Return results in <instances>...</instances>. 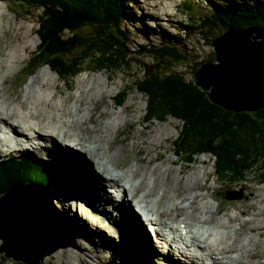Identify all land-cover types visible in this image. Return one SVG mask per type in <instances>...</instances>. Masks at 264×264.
Here are the masks:
<instances>
[{
	"label": "rangeland",
	"instance_id": "obj_1",
	"mask_svg": "<svg viewBox=\"0 0 264 264\" xmlns=\"http://www.w3.org/2000/svg\"><path fill=\"white\" fill-rule=\"evenodd\" d=\"M47 1L48 0H15L12 1L10 5L11 8L7 7L9 10L6 11L5 4L0 3V25L1 22L4 24V31H7L8 29L10 30L13 27L16 28L20 24H24L26 28L28 27L27 30H32V33L28 35L29 37L23 36V41L25 44L22 41L21 44L19 43L17 45V47L15 48L16 50L12 51L13 54L14 52L16 53L14 55L11 54L13 58L15 57L14 59L11 57V55L10 58L9 55H4L6 65L9 66L14 63L19 64V66L10 74V76L3 77V75H0L1 90L4 87L3 84L8 85L9 83L10 85L7 86L8 88H14L20 92V94H18L13 90L12 99L17 98L18 96H22L26 99L32 97H34V99L36 100L41 99L39 101L40 103L45 102L46 104H48L51 101L57 106L62 105L60 108H63L64 111L69 112L70 117L65 118V121H74V125H77L78 122L76 123L75 119H80L81 117L84 118L82 116V114L84 113L87 119L84 118L82 121H89L90 123L92 122L96 125L98 124V126L100 125L97 130V138L91 136L89 140L91 139L100 141V137H104V140H107L105 144L99 143L98 146L102 149V152H105V156L109 158V161L111 162V164H113V168L115 169L118 166L117 163L119 161V157L122 156L121 149L124 155L126 154L127 150L128 160L130 161V167L126 170L121 171L120 173L127 174L129 177H131L133 173L139 171L140 178L136 181V183L141 184L142 182L146 181L149 187L154 188L153 192H149L150 194L160 192L158 194L160 195L158 201H167L168 206L166 207L165 211H163V213L160 212L158 214V224L161 227L162 231H165V234H171L168 238H163V236H160L158 239H156L152 232V228L145 225V228L146 230H148L149 238L151 240L150 244L148 238H146V235L140 236L136 232L133 233L130 229H126L124 227V222L122 220L118 219L117 217H113L112 215L105 212L103 209L97 207V211L100 214L96 215L95 219L92 221V227L96 231L88 230L87 226L82 225L83 229L79 228L76 232L75 243L70 244V247L67 249H61L62 251L59 250L61 251L60 255L58 254V251L53 256L49 257L50 263L105 264L108 260L114 259L118 260L119 264H179V262L183 263V260L178 259V254L180 251L178 245L179 235L175 236V239H171V237L175 234L174 229L178 227L175 222H177V218L184 217L189 220L191 227H200L201 225L199 224L197 218L201 215L202 217H204L205 214H207V219H210L208 221L212 230H221L220 234H218V237H220L221 239H218V237H216V241L227 239V245H229L233 243L238 233H241L240 251L235 252L233 254L234 256H232L230 259H224L226 264H264V184H262L261 175L257 168H254L251 172L244 173L242 179L235 180V177H233L232 179H228L225 177L229 181L226 182L221 180L219 177L215 176L213 169V160L210 158V155H200L199 158H197L195 163L192 165L185 163L182 160V155H180L179 157L177 156V154H173V142L178 136V129L180 127V122L182 121L180 119L169 118L165 122L155 121L152 124L144 123L143 117L146 109V99L133 87L134 79H142L143 77L139 62L144 63L149 70V67H151L153 63V55L151 51H156L157 45H159L160 43L158 36H154L153 31H151V29H154L156 33L163 30L171 32L175 35L178 33L177 35L181 37L182 40H178L179 49L182 50V53L185 55L183 57V60H188V62L178 66L176 70L184 73L188 81L193 79L192 69L196 66V63L204 64L210 62V58L213 59V45L205 43V41L207 40L202 39L200 35H198V32L196 30L199 28L198 25H192L197 21V18L195 19V21L193 18H190V15L186 14L185 12L181 11V13H179L177 11L182 0H135L132 5L135 10H137L133 14L135 15L134 19L138 18L141 21L142 18V24L135 21L134 23H132V26L137 27L139 30H144L142 31L141 37L138 35H133L128 39V50L132 53V56L137 59L138 62L133 64V67L130 71L121 70L113 74H110L105 71L100 73H92L89 71H85L81 73L73 81V83L64 84L58 79L56 74L51 73L46 67H39V65L35 66L30 72L25 71L24 73L19 75V73L27 66L28 62L30 61V58L36 51V47L39 43L38 36L35 34L38 29L37 21L41 17L40 13L42 11V2ZM111 1L113 3H116L115 0H86V2L91 3V5L87 8H91L92 5L95 4V2L105 5ZM191 1L192 5L196 7V11H200L198 12V16H201L204 11H208L204 8V1ZM223 1L224 3H226V0ZM67 4H70V0H63L57 5H59L60 7L63 5L65 8H68ZM152 8H156L155 11H157L154 17V12L152 11ZM174 9H176V11H174ZM193 16L197 17V14H193ZM123 19L124 24H131V22H133V18L130 12L128 13L125 11ZM127 19H131L129 23ZM179 23H183L181 24V26L184 27H192L191 29L193 34L190 38H188L186 35L187 31H179L175 28H172V26L175 27V25ZM145 28H148V30ZM0 32H2V30ZM93 35L94 32L89 33L90 38L94 37ZM218 36L219 35L215 36L213 39H216ZM104 39H106V41H110V46L114 50L119 49L121 45V40L118 38L115 32L113 38L109 35H105ZM24 45H28V52L23 51L22 46ZM144 45L149 46V51L146 52V55L139 57L138 52L141 51V48ZM6 46L7 43H4L5 49ZM105 46L106 44L99 43L97 45V48L99 50H102ZM20 49L22 51H20ZM16 51H18V53ZM167 54L168 52L160 58L161 62H163V60H167ZM16 57H19V59L21 60ZM10 59L12 61H9ZM176 64L177 63H170V66L174 69L173 65ZM29 74H33V76L29 77ZM106 75H109L111 79L105 78ZM91 77L95 78L94 84L96 85L98 82L99 86H102L99 81H110L109 84L107 83V90L111 94L108 97H113L114 93V96H118V101H114L113 98V100L104 98V100L102 99L101 102H92L91 106H96V111L89 112L88 110L85 112H76V109L79 105L87 104V101L89 100L91 94H97L96 92H92L89 94L88 92H85V88L82 81ZM96 77H102L105 79L99 80V78ZM17 78L19 81L20 79L28 78L27 81H29V84H27L26 79L23 81V83H18ZM2 81L4 83H2ZM56 86H58V88L61 90V92H63V94H60L58 92ZM123 91L125 93L129 91L127 93H130L126 101H122ZM55 92L58 93L56 97H54L53 95ZM202 92L206 93L207 96V92ZM42 93H44L43 97ZM73 93L78 94L76 96H80V98L77 99V103L71 100L70 97L68 98V96ZM119 102H125V104L122 107L114 109L113 106L115 104H118ZM3 104L4 103L0 101V105ZM33 104L34 103H29L30 108ZM65 105L67 107H65ZM127 106H129L131 110H127L126 112L124 109ZM47 107L50 112L54 113V115H58L59 118L54 123L48 121L47 124H49L51 127L45 128V132L48 129H52V131L59 137V140H57L59 144L58 147L57 144L53 146L56 152V156H69V154L65 152L60 143L63 133L65 131L77 133L78 130H76V128H72L71 126L64 125L61 123L59 119L62 115L58 109H53L49 105ZM103 110L110 112V114H112V118L108 117V114L106 113V115H102L100 112H102ZM33 112L39 115L42 114L36 109H33ZM91 113L93 114L92 117ZM98 113L100 114L98 115ZM128 118L131 122L126 124ZM39 123L40 122H36V125H39ZM59 127L61 128L60 131ZM105 127L108 129V131H104L106 130ZM112 128L114 129V131ZM120 128H122V130H120V133L118 134L116 130ZM87 131V126L81 129V132L85 134H88ZM59 133H61L62 135H58ZM26 134L29 137L31 136L30 133ZM111 141L113 142L111 143ZM139 141L141 144L143 143V146L136 145ZM109 143L113 144L110 145V151L113 148H115V151L112 152L110 155H107L106 151L104 150V147L107 146ZM94 146H97V144H95ZM46 147H49V145H46ZM46 147L42 146V148H38L36 150V154L42 155L43 158L40 159L38 157V160L40 162L46 163L45 168L49 169L51 167L50 163L52 162V156L55 154V152L53 151V149ZM137 153L142 154L141 158L144 159V164H135L134 160ZM0 155H2V153ZM84 155H86V157L88 156L87 154ZM59 160H62V158H60ZM136 160L141 161L137 157ZM148 162L149 164L153 163L154 165H149ZM120 163L121 167H123V160ZM67 164H69V162H67ZM155 169H158L160 172L159 176H157V180L159 177L161 179L160 184H176L177 190L182 192L184 195L178 196L169 194L166 186L161 192L159 186L155 183V177H153L152 172ZM167 170L170 174V177L172 176L170 179L169 175H166L165 173ZM90 178L95 179L97 177L91 173V175L88 174L86 180ZM45 180L46 178L36 176L33 181L37 184H43ZM84 180L85 179H82L81 181L85 182ZM189 180L199 183V186L192 188L194 184L190 182L188 183L190 184V188L187 190L185 184ZM84 190L85 193L84 191H82V193L88 196L89 191L87 189V186ZM79 193L77 191H74V193H72L68 197L60 198L58 196L56 198L57 205H59L60 210H66L68 212L67 214L72 218L74 217V215H79L76 210L77 203H74L77 201H81V199L77 197V194ZM108 195L110 199L113 198L111 194L108 193ZM126 197H128V194L126 195ZM73 199H76V201H74ZM0 201H2V198H0ZM92 206H94L93 203ZM180 206H182L183 208ZM200 206L203 208H201ZM173 208L175 209V211ZM141 213L143 219H145L147 215L151 216V213L148 211H142ZM249 220L252 222H250ZM242 221V226L244 228L240 231ZM248 221L250 222L249 225L252 233H250L247 228L246 223ZM223 223H227V225ZM187 229L188 228L186 227V231H188ZM36 234H38V236L42 239L49 237L40 233ZM130 236L136 237L137 249L129 250L127 244L128 238ZM204 238L205 244H207V246L211 245L212 239L210 237ZM256 243L258 245H256ZM201 245L205 246L203 243H201ZM213 249L221 250L222 248L219 245H214ZM239 252L243 257L247 256L246 259L242 258L240 262L238 261L239 258H241ZM1 256L3 255H0V264H23L21 262H14L12 259H2ZM128 256H132L131 261H126V258ZM30 257L31 255H27V257L22 256L21 258L28 261L25 264H34V261H32ZM256 257H258L259 260H257ZM157 259L159 260V263L157 262ZM45 264H47L46 261Z\"/></svg>",
	"mask_w": 264,
	"mask_h": 264
},
{
	"label": "trees",
	"instance_id": "obj_2",
	"mask_svg": "<svg viewBox=\"0 0 264 264\" xmlns=\"http://www.w3.org/2000/svg\"><path fill=\"white\" fill-rule=\"evenodd\" d=\"M54 1L48 0L41 5L43 16L39 20L38 56H43L45 64H48L60 77L69 81L83 70L88 65L84 63L91 49H95L99 41H103L106 46L99 53L95 51V56L92 58L97 69L117 72L131 65L133 59L127 48V39L131 32L124 27V10L119 7V2L111 1L105 5L95 2L91 8H87L88 2L85 0H71L70 8L66 9L63 5L58 7L55 4L59 0ZM202 1L206 2V0ZM207 4L208 12L200 18L203 23L199 24L195 20L196 22L192 24L199 26L196 30L202 39L207 40H204L205 43L211 44L215 36L231 26L264 28L262 0H227V3L208 0ZM90 5L91 3L87 6ZM60 8L65 11L60 13ZM180 10L193 18L191 10H196V7L189 0L181 4ZM126 12L132 15L131 24L138 19H134L132 11ZM130 20L127 19L128 23ZM191 28H186L188 38L193 34ZM66 30L69 31L68 35L65 33ZM95 30L97 33L93 35L94 41H92L89 33ZM137 30L140 32L139 29ZM114 32L121 40L117 50L110 46V41L104 39L105 35L113 38ZM157 35L160 38V46L151 53L158 65L152 72L144 68V78L135 82L140 93L148 97L149 121L158 119L164 122L169 118L168 116H173L183 122L176 146L180 153L186 154L190 164L194 163L195 157L199 154H207L212 157L214 173L221 180L229 182L226 178L233 177L235 180L242 179L245 172L257 168L264 184V109L238 113L226 111L223 107L212 104L206 93L194 85L193 80L187 82L184 73L174 70L168 72L164 69L161 71L160 66L163 67V64L160 58L167 52L166 63L169 67H171L170 63H177L173 65L175 67L187 63L188 60H183L185 55L178 49V43L182 40L180 36L166 32ZM172 45L174 47L171 48ZM209 61H215V56ZM202 64L196 63L192 73H195ZM15 164L26 167L23 161H16ZM65 175L69 180V173ZM44 184L46 185L45 182ZM51 184L60 188L61 176L54 172ZM77 228H82V225ZM131 260L132 256L126 258V261Z\"/></svg>",
	"mask_w": 264,
	"mask_h": 264
},
{
	"label": "clouds",
	"instance_id": "obj_3",
	"mask_svg": "<svg viewBox=\"0 0 264 264\" xmlns=\"http://www.w3.org/2000/svg\"><path fill=\"white\" fill-rule=\"evenodd\" d=\"M12 1H15V0H0V3H4L5 4V10H9L7 7H10ZM61 1H63V0H60L58 3H60ZM185 1L189 2V0H184V2ZM115 2L116 3L119 2L118 3L119 7L121 9H123L125 12L127 10L132 11L130 9H125L124 7L128 6L129 2H131L133 4L135 2V0H115ZM58 3H55V4L57 5ZM207 3H208V0H206V2H205V7H204L205 10L209 9V6ZM181 4L182 3H180V5L177 9V11L179 13H181V10H180ZM57 6L60 7L59 5H57ZM68 8H70V4H69ZM68 8H66V9H68ZM41 10L42 11L40 13V16H41L40 19L43 16V8H41ZM174 11H176V9H174ZM191 12L193 14H197V17L193 16V19L195 20L197 18V22L200 24V23H203V21H201L200 18H202L204 16V14L207 13L208 11H204L201 14V16L200 15L198 16V12H200V11L191 10ZM132 13L134 14V11H132ZM190 18H192V17H190ZM39 20L37 21L38 29L35 32V34L38 36L39 43L36 47V51L33 53V56L30 58V61L28 62L27 66L19 73V75L24 73L25 71L30 72L35 66L39 65V67L48 68V70L51 73H54L57 75L58 79L62 83L67 84V83H73V81L81 73H83L85 71H89L92 73H100V72H104V71L108 72L110 74L115 73V72H109L105 69L99 70L94 66L95 63H94V60L92 58L95 56V51L97 53L102 51V50H99L97 47H95V49H91L92 51L90 54H92V55L89 54L88 59L84 63V64H88V65H86L83 70H80L78 72V74L73 79H70L69 81H65L62 77L59 76V74L56 71L52 70L48 64H45V62H44L45 58L43 56H38L39 55L38 46L40 44V36L38 34V31L40 28ZM136 21L142 24V18H141V21H140V19H137ZM181 24H183V23H179V24L175 25V27H172V28L179 27L180 28L179 31H186L187 27L181 26ZM3 26H4V24L1 22L0 31L2 30V32H0V37L2 39L4 38L3 36H4V32H5L3 29ZM124 27L128 28V30L131 32V35L128 37V39L130 37H132L133 35H138L141 37L142 31L144 30V29H142V30H140V32H138V30H137L138 28L135 26H132V24H124ZM237 27L241 28L239 26H237ZM246 28H248V27H246ZM254 28H260V27H254ZM145 29H148V28H145ZM260 29H262V28H260ZM151 31H153L154 36L157 35V33L155 32L154 29H151ZM161 32H166V33H170L174 36H178L177 35L178 33L175 35L171 32L165 31V30L160 31L158 33H161ZM65 33H66V35H68L69 31L66 30ZM96 33H97V31L95 30L94 34H96ZM223 33H221V34H223ZM221 34H219V35H221ZM91 40L94 41V37H91ZM159 41H160V38H159ZM98 43H103V41H99ZM211 45H212V41H211ZM159 46H160V43H159V45H157V48ZM172 47H174V45H172L171 48ZM127 48H128V46H127ZM148 48H149V46L144 45L141 48V51H139L141 54H138V56L142 57V56L146 55V52L149 51ZM178 49H179V45H178ZM213 53L215 56L216 52L213 51ZM130 56L133 59V62L127 68H124L122 70H129L130 71L131 68L133 67V64L138 62L137 59H135L132 56L131 52H130ZM211 62L219 64V62L216 61V57H215V61H211ZM161 63L163 64V67L160 66L161 71H163V69H164V70H168V72H170V70H174L176 72H179L176 70V68L180 65L175 66L173 69L172 67H169L168 64L166 63V61H164V60ZM157 65L158 64L156 62V59L153 56V63L151 66V67H153V70L155 69V67ZM18 66H19V64H11L9 66L6 65V62L4 60V55H0V75H3V77L4 76H10V74L15 69H17ZM139 66L142 70V75H143L142 79H143L144 74H145L144 68L148 69V67L142 62H139ZM117 72H119V71H117ZM192 74H193L192 80H194L196 72L192 73ZM29 75H30L29 77L33 76V74H29ZM28 78L20 79V81L17 78V82L23 83V81L25 79L27 81ZM133 78H135V77H133ZM142 79L135 78L134 82H133V87L138 91V93H140V91H139L138 87L135 86V82L137 80L142 81ZM185 80H187L186 77H185ZM187 82H188V80H187ZM27 84H29V81H27ZM9 85L10 84L8 83L7 86H9ZM21 87H19V88H21ZM4 89L5 88L3 87V89L1 91L4 92ZM13 90L16 93L20 94V92L17 91L16 89L13 88ZM209 91L211 92V90H209ZM43 94L44 93H42V97L44 96ZM129 95H130V93H127V92L125 93L123 91V100L122 101H126L129 97ZM9 99L12 101L13 104L18 103V102H15L11 98H9ZM145 99H146V109H145V114L143 117L144 123L152 124L155 121H158V119H154V120L149 121L150 119L148 118L149 115H148V109H147L148 97H145ZM28 100L29 99H26L23 97L21 99L22 102H26ZM49 103L48 104H41L40 103V104L43 107H47L49 105ZM124 104H125V102H122V103L119 102L116 105V108H114V109L122 107ZM11 106H12V104H10L9 102L4 103L3 105H0V111L6 112L9 110V108ZM82 116L85 119H87V117H85L84 113L82 114ZM168 117L171 119H177L176 117H173V116H168ZM168 119H166L165 121H167ZM183 125H184L183 122H180L181 129L180 130L178 129V136H177L176 140L173 142V146H174L173 154H177V156H179V157H180V155H182L183 156L182 160L185 163L192 165L189 163L188 157L186 156V154L180 153L177 146H176V142L178 141V137H179L180 132L183 128ZM8 134L12 135L11 133H8ZM0 136H4V134L1 132ZM115 136H116V134H115ZM21 137L22 138H18V139L11 138V140L7 141V142H0V151L2 153V155H0V198H3L5 195H7L6 193H8V194L13 193L15 195L13 201L10 202L9 204H5L4 201H0V246L2 247V248H0V255H3V256H1L2 259H4V258L12 259L14 262H21L23 264H25L24 261L28 262L27 260L21 258L22 256L27 257L28 253L26 254V252H25L26 250L24 249V251L21 254H16L17 248L15 247L16 243H19L25 239L29 240L28 247L30 248V251H29L30 253H31V250L34 249L32 244L36 243L37 241H43V243H44L43 248L41 249V251L39 253V259H35L32 255L30 257L31 260L34 261V264H45L46 258L51 257L52 255H54L56 252H58L61 249L69 248L70 244L75 243V236L72 233L77 231L78 230L77 227L80 226L75 221V216L76 217L78 216L79 219H80V217H81V219L84 217L87 220L88 219H95L96 215L100 214L97 211V207H99L101 209H103V208L101 206H96V207L95 206H89L86 202H80V201L74 202V203H77L76 204L77 205V213H79V215L78 214L74 215L73 218L68 216L66 220L68 221L69 225H67L65 227H55L58 223V220H57V218L55 219L52 215L51 205H53V204L57 205L56 198L58 196L60 198H64V197H68L69 195L74 193L75 190L73 187H78V188H80V193H82V191H84V193H85L84 189L86 187V184L89 183V184L93 185L94 191H95L96 196H97V198L95 199V203H98V202L103 203L101 193H105V192H106V195H107L108 199L110 200V202L115 203V201H117L118 203H126L125 217L128 221H132L133 216L135 217L136 215H138L137 221L139 224V227H138L139 229L145 227V225L152 228V226L147 221V218L148 217L157 218L158 214L160 212L165 211L166 207L168 206L167 201H165V202H159L158 201V194L159 193L158 194H156V193L150 194L149 193V189L151 187H149V185L146 181L142 182L141 184L136 183V181L140 178L139 172H135V173H138L137 177L135 176V173H133L131 177H129L127 174H121L120 173L121 171L126 170L130 167V161L128 160L127 150H126V155H124L122 152V149H121V155L122 156L119 157V160L120 159L123 160V164H124L123 167H121L118 170L113 168L114 172L118 173L120 176H122V178H124L125 182L117 183V184L112 182L110 184L102 185V184H100L101 177H102L101 174H98L97 172L93 171V165H95L96 162L93 161V159L91 157H89V155L86 157V155H84V152L80 148H78L76 151L81 153L82 155H84V157H86V159L88 161H90V163L92 162V164H90L89 167H86L84 165V162H82V161H78V163H79L78 165L75 164L74 160H72L71 157H69L67 155L56 158V152L54 150V147L53 146H51V147L45 146L46 148L53 149V151L55 152V154L52 156V162L50 163L51 167L49 169H46L45 168L46 163L40 162L38 160V157L40 159L43 158L42 155L36 154V150L38 148L42 147V146H38L37 145L38 142H36V141H40V140H36V138L30 139V137H28L27 135L21 136ZM105 142H103V143H105ZM112 142L113 141H111V143ZM44 143H45V145H49V142H44ZM111 143H109L107 146L104 147V150H106L107 155H110L112 152L115 151V148H113L110 152L108 151V147ZM94 145L95 144H93V146ZM101 151H102V149H101ZM102 153H103L104 158L100 162L101 163L103 162L104 163L103 165L111 164V162L109 161V158L105 156V152H102ZM141 155L142 154L138 155V159H140L141 162L137 163L134 160L136 165L142 164L144 162V159L141 158ZM200 155H207V154H203V153L199 154L198 156L195 157V161L197 158H199ZM60 158H62V160H64V163L60 166L61 170L59 172H58V170L53 171V166H55L58 162L62 163L61 160L59 161ZM210 158L212 159L211 156H210ZM70 159H71V162L68 165L67 162ZM135 159H136V157H135ZM14 161H23V162H25L26 167H22L20 165H17L15 163H13ZM195 161H194V163H195ZM148 164H149V162H148ZM149 165H154V164L152 163ZM251 171H253V170H250L247 172H251ZM54 172L56 174L60 175L62 178V186L60 188L54 187L51 184V178H52ZM247 172H245V173H247ZM66 173H69V177H70L69 180L66 178L67 177L65 175ZM91 173L94 176H96L97 178H95V179L90 178V179L86 180L88 174L91 175ZM33 174L35 176H33ZM214 174L216 177H218V175H216V173H214ZM36 176H41L43 178H46V180H45L46 189H44V183L43 184L34 183L33 180ZM82 179H85L84 180L85 182H82L81 181ZM80 181H81V183H80ZM34 184H36V185H34ZM132 185H134V186H132ZM144 185H146L145 190L142 191L135 199H133V196L135 194L134 190L136 188L143 187ZM125 190L128 191V197H126ZM131 190L134 194L131 192ZM108 193L111 194V196H113L112 199L109 198ZM169 194H173V193H169ZM173 195H176V194H173ZM38 196L47 197V198L51 197V201L47 202V203L42 202L38 198ZM130 196H132V197H130ZM126 199L127 200L130 199V200L126 202ZM73 200L76 201V199H73ZM136 205L141 207L142 210H139L136 207ZM103 206H106V205H103ZM19 207H22V211L19 210V209H21ZM16 211H20V212L15 214ZM116 211H118L117 208L111 207L110 211L108 210L105 212L112 215L113 217H117L115 215V213L120 214V212L119 211L116 212ZM141 211H143V212L148 211L151 213V216L147 215L145 217V219H143ZM174 211H175V209H174ZM197 219L201 222H205V221L209 222L207 219V214H205L204 217H202V215H201ZM50 220H54L55 224H51ZM84 220L85 219H83V222H84ZM158 227L159 228L154 226L152 228V232L154 234V237L156 239H158L160 236H163V238L164 237L168 238V234L167 233L165 234V231H162L159 224H158ZM207 230H208L207 235L210 238L218 237V234H220V231H221V230H217V231L212 230L210 225L208 226ZM180 232L185 233L186 232L185 228H181ZM36 233H40L42 235H46V233H48L50 236L42 239ZM174 233L175 234L171 237V239H174L175 236L180 235L178 229H176V228L174 229ZM157 234H160V236L156 237ZM130 240H134V238H132V237L128 238L127 246L129 248V250L137 249V242L135 240L134 241H130ZM184 251H186L189 254V255H186V257L193 260L194 262H197L203 253V251H193L192 253H190L188 249H185ZM183 252L181 254H183ZM44 255L46 256V258L43 257ZM113 262H115L116 264H119L118 260H116V259L108 260L107 263H105V264H111ZM100 264H102V263H100Z\"/></svg>",
	"mask_w": 264,
	"mask_h": 264
},
{
	"label": "bare ground",
	"instance_id": "obj_4",
	"mask_svg": "<svg viewBox=\"0 0 264 264\" xmlns=\"http://www.w3.org/2000/svg\"><path fill=\"white\" fill-rule=\"evenodd\" d=\"M58 0H55L54 2H56ZM60 1V0H59ZM107 1V0H106ZM162 1V0H161ZM89 2V1H88ZM24 4V3H23ZM28 4V2H27ZM90 3H88L87 5H89ZM86 7H89L87 6ZM11 8V6L9 7ZM125 9H128V6H125L124 7ZM14 9V8H13ZM154 9V10H153ZM156 8H152V11L154 12L153 15H156V12L155 11ZM6 11V10H5ZM60 13H63L65 10L63 9H59ZM16 12V11H15ZM135 12V11H134ZM19 14V13H18ZM4 16V15H3ZM166 16V15H165ZM4 18V17H3ZM166 18V17H165ZM1 19V18H0ZM10 20V19H9ZM25 22V21H24ZM27 22V21H26ZM8 24V23H7ZM6 24V25H7ZM5 25V26H6ZM29 26V25H28ZM7 27V26H6ZM4 28V27H3ZM28 28V27H27ZM26 26H24V24H20L18 25V27L16 28H12V29H8L7 31L5 30L4 32V38L2 39L0 37V55H9V58H10V55L13 54L12 51L16 50L15 48L17 47V45L23 41V36H27L29 37L28 35H30L32 33V30H27ZM148 30V29H147ZM80 33V32H79ZM147 35V34H146ZM26 37V38H27ZM138 38V37H137ZM4 43H7V46H6V49L4 48ZM24 43V41H23ZM25 44V43H24ZM29 45V44H28ZM28 45H24L22 46L23 47V51L25 52H28ZM32 46V45H31ZM39 46H38V50H39ZM20 51H22L20 49ZM18 53V51H16ZM30 52V51H29ZM32 52V51H31ZM20 53V52H19ZM24 53V52H23ZM14 54H16L14 52ZM13 54V55H14ZM29 55V54H28ZM17 56V55H15ZM19 56V55H18ZM22 56V55H21ZM12 57V55H11ZM13 58V57H12ZM11 58V59H12ZM15 58V57H14ZM13 58V59H14ZM19 59V57H16ZM22 58V57H21ZM25 58V57H24ZM9 60V61H12V60ZM8 60V59H7ZM21 60V59H19ZM19 62V61H18ZM14 64V63H13ZM73 69V68H72ZM96 78H99V80H104L105 78H109L111 79V77L109 75H106L105 78H102V77H96ZM51 79V78H50ZM94 77H91V78H88V79H84L82 81L83 85H84V88H85V92H88L89 93H92V92H96L97 94H91V96L93 97H89V100L87 101V104H83V105H79L76 109V112H85V111H96L97 107L96 106H91L92 105V102H95V103H98V102H101V100L104 98H107V99H111L114 101L117 100V95L114 96V93H113V97H108L109 95H111L107 88H108V85L107 83L109 84L110 81L106 80L104 82L102 81H99L100 84H102V86H99L98 85V82L97 84L95 85L94 84ZM52 81V80H51ZM2 83H4L2 81ZM38 84V83H37ZM4 85V92L1 91V85H0V101L2 103H7L9 102L10 104H12V106L9 108L8 111L6 112H3V111H0V133L2 132L4 134V136H0V142H7V141H10L11 138H15V139H18V137H21V136H26L27 134L26 133H30L31 136H30V139L32 138H36V140H40V141H36L38 142V146H46L45 145V141H48L49 142V147L51 146H54L57 144V147H58V142L57 140H59V137L57 136V134H55L52 129H48L46 132H45V128H48V127H51L48 123V121L54 123L59 117L58 115H54V113L50 112V110H48V107H43L41 104H46L45 102L41 103L40 104V100H36L34 99V97L32 98H29L28 101L26 102H22L21 99H22V96H18L17 98L13 99L15 102H18L16 104H13L12 101L9 99L13 97V89L11 88H8L6 84H3ZM58 92L60 94H63V92H61V90L58 88V86H56ZM16 94V93H15ZM87 94V95H88ZM54 97H56L58 95L57 92H55L54 94ZM73 95V96H72ZM78 94H70L68 96V98L70 97L71 100H73L74 102L77 103V99L80 98V96H76ZM82 97V96H81ZM37 98V97H36ZM113 98V99H112ZM39 99V98H38ZM83 101V100H82ZM29 103H34L31 108L29 106ZM48 103V102H47ZM81 103V102H80ZM84 103V102H83ZM117 103V102H116ZM116 105L115 104L113 107L116 108ZM49 106H51V108L53 109H58L60 112H61V117H60V121L62 124L64 125H68V126H71L72 128H76V130H78L77 133L75 132H67L65 131L63 133V136H62V139H61V145L63 147V149L65 150L66 153L69 154V156L71 157L72 160H74L75 164H79L78 161H82L84 162V165L86 167H89L90 164H92V162L90 163V161H88L86 159V157H84V155H82L81 153L77 152L76 150L78 148H80L84 154L86 153L87 155H89V157H91L93 159V161L96 162L95 165H93V171L97 172L98 174H101V182L100 184L102 185H105V184H110L112 182L114 183H122V182H125L124 181V178H122V176H120L118 173H115L114 170H113V164H105L103 165L104 163L100 162L104 156H103V153L101 151V148H99V146H93V144H98V143H103L105 142L106 140H104V137H100V141H96V140H89V138H91V136H94L95 138H97V130L99 128L98 124H94V123H90L89 121H82L84 118H80V119H75L76 123L78 122L77 125H74V121L72 122H68V121H65V118H68L70 117L69 116V112L68 111H64L63 108H60L62 105H55L53 104L52 102L49 103ZM67 107V106H65ZM33 109H36L37 111H40L42 114L39 115V114H35L33 112ZM107 110V109H106ZM126 112L127 110H131L129 106H127L125 109H124ZM128 111V112H129ZM102 115H104L105 113L108 114V117L112 118V114H110V112H107L105 110H103L102 112H100ZM98 113V115L100 114ZM105 114V115H106ZM72 115V114H71ZM133 115V114H132ZM90 116V115H89ZM93 116V114L91 113V117ZM102 117V116H101ZM100 117V118H101ZM114 117V115H113ZM90 118V117H89ZM88 118V119H89ZM131 118V117H130ZM135 119V118H134ZM82 121V122H81ZM97 121V120H96ZM36 122H40L39 125H36ZM129 122H131L128 118L126 124H128ZM133 123V122H132ZM85 126L88 127V134H85L83 132H81V129L85 128ZM118 126V125H117ZM60 127H59V131H60ZM106 130L104 131H108V129L105 127ZM113 129V128H112ZM102 130V129H101ZM120 130H122V128L120 129H117L116 132L119 134L120 133ZM42 131V133H41ZM114 131V129H113ZM99 132V131H98ZM8 133H11L12 135H9ZM55 134V135H53ZM103 134V133H102ZM114 134V133H113ZM112 134V135H113ZM58 135H62L61 133H59ZM28 136V135H27ZM104 136V135H103ZM29 137V136H28ZM22 138V137H21ZM107 138V137H106ZM88 139V140H87ZM105 144V143H104ZM107 144V143H106ZM136 144V143H135ZM140 144V145H139ZM110 145H113V144H110ZM110 145L108 147V151L110 152ZM137 146H143V143L141 144L140 141L138 142V144H136ZM60 147V146H59ZM42 148V147H41ZM61 151V150H60ZM106 151V150H105ZM150 151V150H148ZM64 152V151H63ZM1 154V153H0ZM126 155V154H125ZM138 155L139 153L136 154V157L138 158ZM59 156H56V158H58ZM54 160V159H53ZM60 161V160H59ZM122 160L120 159L118 161V166L116 167V169H120L121 168V162ZM135 161L137 163L141 162L139 160H136ZM16 161H14L13 163H15ZM62 163H57L56 164V167L53 166L54 170H58V172L61 170V165L64 163V160H61ZM69 164L71 162V160H68ZM68 164V165H69ZM144 164V163H143ZM134 166V165H133ZM137 167V166H136ZM82 170V169H81ZM148 170V169H147ZM139 172V171H138ZM153 177H155V183L156 185L159 186V189L161 190V192L164 190L165 186L167 187L168 189V192L169 193H173V194H176V195H179V196H182L184 195L182 192H180L179 190H177V187H176V184H170V183H161V179L160 177L158 178L157 180V176H159L160 172L158 169H155L153 172ZM166 175H169V179L172 177H170V174L168 172V170L165 172ZM135 176L137 177L138 174L135 173ZM165 177V175H164ZM163 178V177H161ZM168 178V177H167ZM146 180V179H145ZM144 180V181H145ZM149 180V178H148ZM154 180V179H153ZM172 180V179H171ZM198 180V179H197ZM159 183H158V182ZM164 182V181H163ZM176 182V181H175ZM193 183V187L192 188H195V187H198L199 186V183L195 182V181H192V180H189L186 182L185 184V187L187 188V190L190 188V184L188 183ZM81 183V181H80ZM151 183V182H150ZM178 183V182H177ZM87 186V189L89 191V195L88 196H85L84 193H79L80 189L78 187L74 188L75 191H77L79 194H77V197H79L81 199L80 202H86L89 206H92V203L94 204V206H101L105 211H110L111 207H114V208H117L118 211L120 212V214H116L115 215L118 217V219L122 220L125 225L127 227H139L138 225V221H137V216H135V220L133 223L129 224L128 223V220L126 219L125 217V207H126V203H118L117 201H115V203H112L110 202V200L108 199L107 195H106V192L105 193H101V197H102V201L103 203H95V199L97 198L96 196V193L94 191V186L87 183L86 184ZM179 186V185H178ZM184 187V186H183ZM146 188V185H144L143 187H139V188H136L134 191H135V194L133 196V199H135L142 191H144ZM179 188V187H178ZM44 189H46V185L44 184ZM180 189V188H179ZM154 191V188H150L149 189V192H153ZM126 195L128 194V191H126ZM132 192V191H131ZM160 193V192H158ZM156 193V194H158ZM152 194H155V193H152ZM15 195L13 193L11 194H8V195H5L3 198H2V201H4L5 204H9L10 202L13 201ZM76 197V196H75ZM165 197V196H164ZM38 198L42 201V202H50L51 201V197L47 198V197H41V196H38ZM158 198H160V195H158ZM255 198V197H254ZM179 199V198H178ZM130 199H126V202L129 201ZM180 200V199H179ZM197 200V199H196ZM124 201V200H123ZM170 201V200H169ZM79 202V201H78ZM125 202V201H124ZM174 203V202H173ZM188 204V203H187ZM103 205H106V206H103ZM177 205V204H176ZM171 206H174V205H171ZM178 206V205H177ZM190 206V205H189ZM132 207V206H131ZM136 207L139 209V210H142L141 207H139L138 205H136ZM182 207V206H180ZM188 207V206H187ZM194 207V206H193ZM199 207V206H198ZM201 207V206H200ZM179 208V207H178ZM183 208V207H182ZM203 208V207H201ZM174 209V208H173ZM185 209V208H184ZM205 209V208H204ZM208 209V208H207ZM180 210V209H179ZM209 210V209H208ZM138 211V210H137ZM172 211V210H171ZM210 211V210H209ZM51 212H52V215L53 217L57 220H58V223L55 227H65L67 225H69L68 221L66 220L67 217L69 216L67 213V211L65 210H60L59 208V205H51ZM136 212V211H135ZM142 212V211H141ZM110 213V212H109ZM163 213V212H162ZM138 214V213H137ZM171 214V213H170ZM199 214V213H198ZM182 215V214H181ZM201 215V214H200ZM175 216H176V213H175ZM190 216V215H189ZM179 217V216H178ZM194 217V216H193ZM230 217V216H229ZM238 217V216H237ZM184 218V217H183ZM83 219L87 220L86 218L83 217ZM215 219V218H214ZM210 220V219H208ZM75 221L79 224V225H85L86 226V222L84 223L82 221V219L80 220L78 218V216L76 217L75 216ZM147 221L149 222V224L152 226V228L155 226L157 228L158 227V220L157 218H154V217H148L147 218ZM214 221V220H213ZM250 221V220H249ZM247 222L246 225H247V228L248 230L251 232V228H250V222ZM229 222V221H228ZM92 223V221H91ZM207 223V221H206ZM232 223V222H231ZM88 224V223H87ZM223 224H226L227 223H223ZM243 224V221L241 222V229L240 231L244 228L242 226ZM162 225V224H160ZM78 229V228H77ZM188 230V229H187ZM240 234L241 233H238L237 237L234 239L233 243H231L230 246L226 247L218 256H213L211 255L212 259H213V264H222V263H225V260L224 259H227V258H231L232 256H234L233 254L237 251H240ZM47 236H50L48 233H46ZM135 235V234H134ZM160 236V234H157L156 237ZM234 236V234H233ZM141 238V237H140ZM249 239V238H248ZM147 240V239H146ZM199 243H203L205 246H200L201 250L204 251L205 253H208L210 251V245L207 246V244H205V238H202L201 240H198ZM245 241V240H244ZM28 245H29V240L28 239H25L19 243H16L15 244V247L17 248L16 250V254H21L24 249L27 251L28 255H32L35 259H39V253L37 252L36 249H32L31 250V253L29 252L28 250ZM256 245H258L256 243ZM107 247V246H106ZM258 248V247H257ZM108 249V248H107ZM62 251V250H61ZM58 252V254L60 255V252ZM186 255H189L186 251L183 252V254H181V257H178L179 259H186ZM259 255V254H258ZM53 256V255H52ZM44 258H46V256L44 255L43 256ZM247 256H244V257H241L239 258V262L242 260V258H245L246 259ZM251 257V255H250ZM257 260H259L258 257H256ZM47 259V258H46ZM47 264H49L50 262V258L45 260ZM204 261H206L203 257L201 259H198L197 262H187L185 264H204ZM250 262V261H249ZM244 263V262H243ZM252 263V262H251ZM206 264V262H205Z\"/></svg>",
	"mask_w": 264,
	"mask_h": 264
},
{
	"label": "water",
	"instance_id": "obj_5",
	"mask_svg": "<svg viewBox=\"0 0 264 264\" xmlns=\"http://www.w3.org/2000/svg\"><path fill=\"white\" fill-rule=\"evenodd\" d=\"M212 45L219 64H202L196 71L194 85L208 93L212 104L226 111L238 113L263 110L264 28L230 27L213 39ZM148 71L152 72L153 67ZM19 208L22 211V207ZM50 223L55 224V221L50 220ZM43 245V241L32 244L38 253Z\"/></svg>",
	"mask_w": 264,
	"mask_h": 264
}]
</instances>
